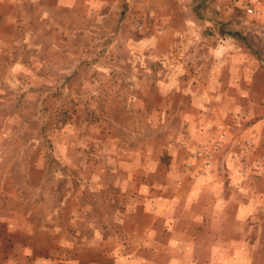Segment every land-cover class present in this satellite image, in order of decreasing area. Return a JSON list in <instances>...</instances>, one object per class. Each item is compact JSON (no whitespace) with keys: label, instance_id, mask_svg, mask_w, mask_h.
I'll list each match as a JSON object with an SVG mask.
<instances>
[{"label":"rangeland","instance_id":"374dc122","mask_svg":"<svg viewBox=\"0 0 264 264\" xmlns=\"http://www.w3.org/2000/svg\"><path fill=\"white\" fill-rule=\"evenodd\" d=\"M0 264H264V0H0Z\"/></svg>","mask_w":264,"mask_h":264}]
</instances>
